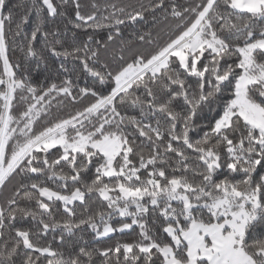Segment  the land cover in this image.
<instances>
[{"label": "snow or ice", "instance_id": "1", "mask_svg": "<svg viewBox=\"0 0 264 264\" xmlns=\"http://www.w3.org/2000/svg\"><path fill=\"white\" fill-rule=\"evenodd\" d=\"M74 3L0 0V264H264V0Z\"/></svg>", "mask_w": 264, "mask_h": 264}, {"label": "trees", "instance_id": "2", "mask_svg": "<svg viewBox=\"0 0 264 264\" xmlns=\"http://www.w3.org/2000/svg\"><path fill=\"white\" fill-rule=\"evenodd\" d=\"M58 4H60V10L65 12L67 15L66 16H57L54 19L49 18L47 28H52L54 26H58L60 28V39L65 42L66 45L72 44L74 41L76 43H79L81 40L86 39L85 34L82 32L81 29L75 28V3L74 0H56ZM109 2H117V3H136L137 0H79V3L81 5V13L82 14H90L91 12L95 11V9L92 8V4L96 3L101 6H103L105 3ZM145 3L148 2V0H144ZM178 3H184L185 0H177ZM30 3V0H9V5L13 4H23V5H28ZM26 11L25 7H17L14 9L15 15L17 18L21 16L24 12ZM100 11H103V8L101 7ZM69 21H72L71 23ZM36 22L35 14H33V23L28 26V31H31V28L34 26ZM66 26V28H65ZM151 28V17L148 18V23L147 24H140L136 26H127V27H122V34L123 38L128 40V39H134L136 31L138 29L140 30H148ZM107 30H102L99 32L97 35V39H101L106 36ZM75 33V36L73 35ZM22 43V41H17V44ZM118 43V42H117ZM44 45V40L43 37L40 38L39 42L37 43L36 47L39 49L43 47ZM17 45H11L12 48H15ZM10 58L15 61L17 57L20 56V53L18 51L16 52H9ZM61 62L60 58H55L52 57L51 54H49V59H48V64L50 66L49 71H45V66L41 64L39 72L35 70V62L34 61H23L22 60V69L25 67L31 66L32 70V78L34 80H43L45 75H51L53 78L56 77L57 73L55 71L56 68L59 67V64ZM69 67L72 66L74 61H68L66 62ZM87 82L89 84L92 83V80L88 78ZM81 86L84 84V80L82 79L80 81ZM72 109L69 108L67 111L59 112L57 113L58 115H67L68 111H71ZM79 211V209H78ZM118 218L113 219V223H116V220ZM18 226L19 223H18ZM24 227H31L32 223L29 222H24L23 223ZM139 229H136V232H138ZM136 233L135 232H127L125 234H120V233H114L112 234V238H101L99 241L93 239V234L91 230H87L83 233H77L75 237L69 238L70 242L75 241L79 243L80 245H86L87 247L91 248H101L103 249L104 247L114 243L116 240H130ZM48 239H51V235H49ZM94 260L96 261V264H100V258L98 256H94Z\"/></svg>", "mask_w": 264, "mask_h": 264}]
</instances>
